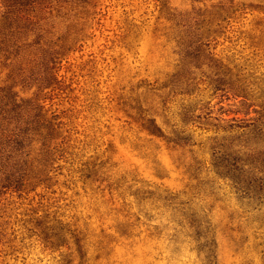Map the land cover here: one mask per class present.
<instances>
[{
    "label": "rangeland",
    "instance_id": "374dc122",
    "mask_svg": "<svg viewBox=\"0 0 264 264\" xmlns=\"http://www.w3.org/2000/svg\"><path fill=\"white\" fill-rule=\"evenodd\" d=\"M92 11L53 107H72L74 152L108 161L114 191L66 169L28 192L0 184V264H82L77 227L89 264H264V0H98ZM5 30L0 120L10 94L36 90L43 62L28 28ZM182 58L183 81L172 76ZM145 115L161 136L142 130ZM102 235L112 242L95 259Z\"/></svg>",
    "mask_w": 264,
    "mask_h": 264
},
{
    "label": "trees",
    "instance_id": "16d2710c",
    "mask_svg": "<svg viewBox=\"0 0 264 264\" xmlns=\"http://www.w3.org/2000/svg\"><path fill=\"white\" fill-rule=\"evenodd\" d=\"M98 0H1L0 25L10 37L15 29L28 28L32 35L42 40V73L36 90L28 97L10 94V108L4 111L0 120V184L4 189L13 191L28 189L30 191L41 184L50 183L59 170L80 174L81 182L96 188L107 183L105 190L111 193L113 188L108 185L109 176L102 177L108 161L91 162L77 158L75 146L74 117L72 107L61 109L63 98V77L58 74L62 60L73 51L78 42L83 41L88 23L93 17L92 9ZM223 10V8H221ZM39 30L42 34L38 33ZM27 35L24 36V40ZM54 39V41H52ZM191 65L183 58L175 64L172 76L181 75ZM176 81V80H175ZM223 84H229L224 81ZM187 93V92H183ZM241 92L234 96H243ZM244 97V96H243ZM58 100V102H55ZM142 130L152 136H161V129L151 117L143 119ZM78 165V166H77ZM77 166V167H75ZM75 169V170H74ZM45 187H49L46 186ZM36 214L34 209H31ZM42 218V216H41ZM76 232V245L82 264H89L85 256L86 239L81 228ZM112 242L110 236L102 235L96 242V251L107 253ZM83 249V251H82Z\"/></svg>",
    "mask_w": 264,
    "mask_h": 264
}]
</instances>
